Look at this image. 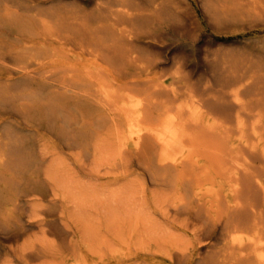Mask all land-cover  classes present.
<instances>
[{"label":"rangeland","instance_id":"rangeland-1","mask_svg":"<svg viewBox=\"0 0 264 264\" xmlns=\"http://www.w3.org/2000/svg\"><path fill=\"white\" fill-rule=\"evenodd\" d=\"M120 1L64 0L44 9L93 23L100 6ZM143 3L156 8L165 34L166 45L150 52L169 57L155 82L171 81L174 58L198 62L199 70L264 64V0ZM47 44L38 63H74L76 71L58 70L61 84L30 85L7 104L11 114L0 123V264H219V231L213 235L207 223L221 219L222 207L199 200V183L190 181L198 167H160L150 139L141 148L124 146V121L82 96L98 86L85 71L106 61Z\"/></svg>","mask_w":264,"mask_h":264},{"label":"bare ground","instance_id":"bare-ground-1","mask_svg":"<svg viewBox=\"0 0 264 264\" xmlns=\"http://www.w3.org/2000/svg\"><path fill=\"white\" fill-rule=\"evenodd\" d=\"M62 1L0 0V123L11 114L6 108L15 92L58 86V70L76 71L74 63H38L48 41L106 61L85 71L84 79L98 86L82 96L124 121V146L141 148L150 139L160 167H198L190 181L199 183V200L222 207L221 219L207 223L210 233L219 231V264H264V64L199 70L198 62L174 58L171 81L155 82L169 57L150 52L166 45L153 5L105 3L92 23L44 9Z\"/></svg>","mask_w":264,"mask_h":264}]
</instances>
